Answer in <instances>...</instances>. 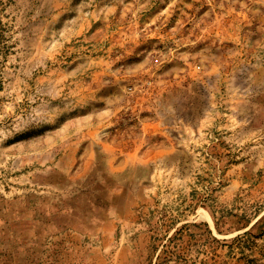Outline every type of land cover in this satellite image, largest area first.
I'll return each instance as SVG.
<instances>
[{"label": "rangeland", "instance_id": "374dc122", "mask_svg": "<svg viewBox=\"0 0 264 264\" xmlns=\"http://www.w3.org/2000/svg\"><path fill=\"white\" fill-rule=\"evenodd\" d=\"M0 264H264V0H0Z\"/></svg>", "mask_w": 264, "mask_h": 264}]
</instances>
